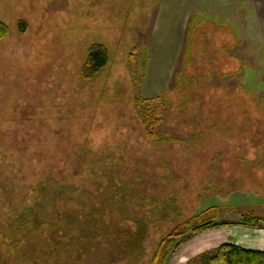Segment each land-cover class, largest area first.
<instances>
[{
  "label": "rangeland",
  "instance_id": "rangeland-1",
  "mask_svg": "<svg viewBox=\"0 0 264 264\" xmlns=\"http://www.w3.org/2000/svg\"><path fill=\"white\" fill-rule=\"evenodd\" d=\"M217 1L0 0V264H152L163 240L188 237L179 255L204 233L191 221L209 208L264 226V0L240 3L263 37L240 25L235 50L221 48ZM94 45L108 64L86 82ZM81 155L86 187L98 182L89 206L39 181ZM146 170L168 178L144 202L117 174Z\"/></svg>",
  "mask_w": 264,
  "mask_h": 264
},
{
  "label": "trees",
  "instance_id": "trees-1",
  "mask_svg": "<svg viewBox=\"0 0 264 264\" xmlns=\"http://www.w3.org/2000/svg\"><path fill=\"white\" fill-rule=\"evenodd\" d=\"M0 29L5 33L6 28L4 26H0ZM87 52L86 55V64L83 66L81 69V78L83 81L86 82H91L96 79L100 75V73L103 71L105 66L108 64V58H107V52L105 48L101 45H94L92 46ZM162 98H158L157 100L160 101ZM158 109L154 110L153 115L151 114H146L143 117V122H144V131H145V137L146 139H152L155 136V127L157 126L158 123ZM84 155L79 156L78 158L74 159V161L71 158H66L63 166L59 168L56 165H48L46 169V174L44 178H40L39 181H41L44 184H47V188L50 189L51 187H59L57 191V194L61 192L62 198L64 203L66 202H74L75 199V192L78 193L79 199L83 200L84 204L86 206L93 205L95 202V197L96 194V189H97V178L94 179L96 180L97 185L93 188H89L88 185L86 187V184L88 179L83 178L82 175L85 173L84 168L87 166L85 163H83L82 157ZM73 161V162H72ZM35 167L34 169H36ZM119 168V167H118ZM113 172L117 171V168H114ZM84 171V172H83ZM157 173V171H154ZM120 173V172H119ZM118 175V179H120L121 183L118 185L122 184V188L125 186V188H128L129 192L130 190L133 189V186L135 187V183L137 184V189L139 190L138 192V197L142 199L145 202V197L143 195H147V193L151 192L148 188L151 181H156L158 179V183H162L163 181H167L166 176L161 175V174H153L152 175H147L149 178L148 179L146 175L142 174H148L149 171L146 170V172H142L139 174V172L134 171L135 174V179H130V180H124L123 177ZM95 173H93L94 175ZM86 177L90 176V173H88V170L86 172ZM142 175V176H141ZM157 177V178H156ZM147 180V186L143 184V180ZM124 180V183H123ZM92 181V180H91ZM162 181V182H161ZM157 183V184H158ZM112 185V184H111ZM124 185V186H123ZM121 188V189H122ZM165 190H168L167 187L164 188ZM128 192V195H129ZM140 193V196H139ZM172 193V192H171ZM170 194V193H169ZM177 191H174V194H172L168 199L170 200V205L172 203L178 201L176 199L177 197ZM168 195V194H167ZM176 195V196H175ZM60 196V195H58ZM175 197V199H174ZM77 199V198H76ZM153 201V199H151ZM174 201V202H173ZM173 205V204H172ZM74 215H77V212H73ZM78 216V215H77ZM79 219V217H78ZM219 219L217 210L215 208H209L207 210L202 211L198 215H196L191 222L193 223H198V225L193 226L190 230V236L197 235L201 232H205L208 230H212L214 228L222 227V226H227L229 225L228 223H217L216 221ZM260 221H262L259 217H257L253 213L245 214L242 216V220L239 221V225L250 227V228H259L261 226ZM145 227L141 229L139 226L138 230L141 231L138 232L137 234V239H132V241H135V244L139 245L140 241L145 237ZM176 240V239H175ZM175 240L173 239H168V240H163L161 244L158 247V251H156L154 257H153V262L152 264H166L168 263V259L172 256L169 255L168 252L170 251V247L174 246ZM189 238H184L183 240H180V242H175V247L183 246L188 242ZM134 243V242H133ZM137 245V246H138ZM206 256H208V263L209 264H264V252H251V251H245L240 248L234 247L232 245H223L210 253H208Z\"/></svg>",
  "mask_w": 264,
  "mask_h": 264
},
{
  "label": "crops",
  "instance_id": "crops-1",
  "mask_svg": "<svg viewBox=\"0 0 264 264\" xmlns=\"http://www.w3.org/2000/svg\"><path fill=\"white\" fill-rule=\"evenodd\" d=\"M242 1L243 4H245V1H247L246 5L248 4V6L251 7L250 0L217 1L218 4L215 6L217 7V12H215L214 15L216 18L217 27H219L218 29L220 30L219 34H225L221 39H224V41H227L228 43L230 42L229 44H231H224V42H222L223 44L221 43V48L228 49L231 47V49L235 50L239 47L238 39H240L242 35L239 31L241 24L239 23L238 16L240 13L239 9L241 7L240 3ZM250 20L251 18L248 17V20L242 23L243 25L241 26L243 27L244 31L246 30L249 35L254 36L253 38H258V36L263 37L260 30H258L255 35L248 28H246L247 24L251 25L250 23H252V20ZM249 213L256 214L255 212H246V214ZM239 216V212H233L232 223L222 222L228 223L229 225L224 226L223 228L220 227V229L218 227L216 229L205 231L204 233L192 238L193 240L190 241L188 245L180 249V251L183 253L179 255H172L166 264H206L204 261H200L202 256L207 255L211 251L223 245H232L245 251L264 252V226L261 225L259 228H250L239 225L241 218L238 220L234 219L235 217ZM220 221L221 219L219 222Z\"/></svg>",
  "mask_w": 264,
  "mask_h": 264
}]
</instances>
